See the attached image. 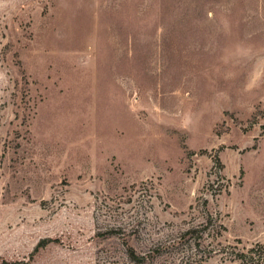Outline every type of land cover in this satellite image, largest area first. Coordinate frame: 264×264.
Wrapping results in <instances>:
<instances>
[{
	"label": "rangeland",
	"instance_id": "rangeland-1",
	"mask_svg": "<svg viewBox=\"0 0 264 264\" xmlns=\"http://www.w3.org/2000/svg\"><path fill=\"white\" fill-rule=\"evenodd\" d=\"M264 264V0H0V264Z\"/></svg>",
	"mask_w": 264,
	"mask_h": 264
},
{
	"label": "trees",
	"instance_id": "trees-1",
	"mask_svg": "<svg viewBox=\"0 0 264 264\" xmlns=\"http://www.w3.org/2000/svg\"><path fill=\"white\" fill-rule=\"evenodd\" d=\"M126 256L130 262L133 264H147V256L145 254H136L135 250L132 247H129L126 250Z\"/></svg>",
	"mask_w": 264,
	"mask_h": 264
}]
</instances>
